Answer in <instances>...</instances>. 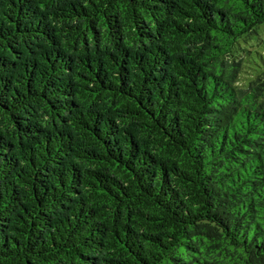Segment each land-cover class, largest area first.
<instances>
[{
    "label": "trees",
    "instance_id": "16d2710c",
    "mask_svg": "<svg viewBox=\"0 0 264 264\" xmlns=\"http://www.w3.org/2000/svg\"><path fill=\"white\" fill-rule=\"evenodd\" d=\"M263 33L264 0H0V264H264Z\"/></svg>",
    "mask_w": 264,
    "mask_h": 264
},
{
    "label": "rangeland",
    "instance_id": "374dc122",
    "mask_svg": "<svg viewBox=\"0 0 264 264\" xmlns=\"http://www.w3.org/2000/svg\"><path fill=\"white\" fill-rule=\"evenodd\" d=\"M254 42H255V44H258V46H260L259 50L264 52V33L260 38L256 37V39H255V41H253V43ZM255 47H257V46H255Z\"/></svg>",
    "mask_w": 264,
    "mask_h": 264
}]
</instances>
